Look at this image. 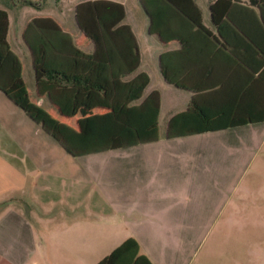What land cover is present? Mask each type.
<instances>
[{
  "label": "crops",
  "instance_id": "1",
  "mask_svg": "<svg viewBox=\"0 0 264 264\" xmlns=\"http://www.w3.org/2000/svg\"><path fill=\"white\" fill-rule=\"evenodd\" d=\"M20 1L25 3L0 0V9L6 12L5 38L20 61L26 90L27 79L34 91L31 55L22 38L27 23L48 18L76 48L90 54L93 43L76 24V5L108 1L123 7L120 25L127 26L135 40L138 64L121 79L144 73L148 82L141 98L151 91L158 93L157 139L81 155L109 154L101 181L92 179L90 171L78 180L77 159L63 155L37 127L31 137L22 131L29 121L0 91V264H95L128 238L150 264H182L185 255L179 256L187 251L191 207L197 206L190 204V194L199 200L203 188L210 187V197L220 202L222 186L233 190L241 174H232L238 170L236 158L248 152L251 137L231 130L261 125L260 145L264 120L171 138L165 136L166 125L188 108L192 97L194 106L213 124L231 122L236 106L240 116H264V0H191L194 7L178 3L184 13L167 4L158 10L150 32L151 22L139 0H73L69 7L55 0ZM120 43V38H106L105 46ZM100 58L114 61L116 71L130 60L124 52ZM47 64L68 68L70 57L51 56ZM163 68L168 79L180 86L163 77ZM92 70L71 74L48 69L40 82L102 93L104 87L90 78ZM108 72L104 67L101 76ZM31 101L53 108L45 95ZM220 110L224 112L218 115ZM87 114L80 110L71 118L51 115L67 124ZM222 162L231 176L204 182L200 172L219 169ZM255 170L264 173V160ZM63 178L71 180L63 184ZM222 204L215 211L217 218ZM229 247L231 255V243ZM213 264L235 263L218 260Z\"/></svg>",
  "mask_w": 264,
  "mask_h": 264
},
{
  "label": "trees",
  "instance_id": "2",
  "mask_svg": "<svg viewBox=\"0 0 264 264\" xmlns=\"http://www.w3.org/2000/svg\"><path fill=\"white\" fill-rule=\"evenodd\" d=\"M184 2L194 7L191 0H139L151 22L148 31L152 29V21L157 16L158 10H164L163 8L170 4L178 12L184 13L182 7L178 5ZM13 3L25 2L13 0ZM74 12L79 30L93 43V51L90 54L76 48L71 38L62 33L48 18L32 19L25 26L22 38L31 55L35 94L45 95L59 116L71 118L80 110L89 114L78 117L74 126H70L29 99L21 77L20 61L10 50L5 38L7 16L3 9H0V91L71 156L130 147L156 140L158 93L151 91L141 98L142 90L148 82V77L144 73H138L130 79H121L132 72L138 64L135 40L129 28L120 25L124 17L123 7L108 1H87L76 5ZM106 38H120L121 43L118 46L113 44L106 47ZM117 52H124L130 59L126 60L124 69L119 68L118 71L114 70L117 68L114 61L100 58L102 55ZM51 56L70 57V66L64 68L47 64L48 57ZM106 66L109 70L108 75L101 76L102 69ZM91 67L93 70L90 78L104 87L102 93L94 89L82 91L74 87L59 88L53 84L40 82V78L48 69L83 74ZM162 75L167 81L180 86L177 82L168 79L164 68ZM194 104L192 97L185 111L169 119L165 130L167 138L227 126H239L256 119L264 120V116H240L241 110L236 106L230 113L231 122L223 125L213 124L207 122L202 111ZM99 109L102 111H96ZM216 112L220 115L224 110ZM191 113L198 114L200 119L196 121ZM95 264L150 263L138 253L136 242L128 238Z\"/></svg>",
  "mask_w": 264,
  "mask_h": 264
},
{
  "label": "rangeland",
  "instance_id": "3",
  "mask_svg": "<svg viewBox=\"0 0 264 264\" xmlns=\"http://www.w3.org/2000/svg\"><path fill=\"white\" fill-rule=\"evenodd\" d=\"M55 1H57L60 6L69 7L73 0ZM26 86L28 97L32 100L36 95L35 91L31 89L27 79ZM44 108L58 117L54 108L45 106ZM21 115L30 123L28 127L22 125L24 126L22 131L28 132L31 137L35 134L34 131L37 133V130H35V127H37L38 133L47 136L55 147L61 149L63 155H67L63 148L60 147L53 138L46 134L38 124L28 118L22 111ZM67 124L74 126L73 120L68 121ZM260 127L261 125H249L231 130L236 131V133L248 134L251 137L249 140L248 152L236 158V167L238 170L232 172V174L236 176L241 174L233 190L229 191L230 188H224L222 186V198L220 202L218 199H212L210 197V187H206V189L203 188V195L199 200H196L192 193L190 194V204L192 205L195 202L197 206H194V208L191 207L190 227L186 241L187 251L179 256L180 258L185 255L182 259V264H186L187 262V264H199L200 262L213 264L214 261L218 260H230L235 264H264V173L257 170L253 172L254 166L259 161L261 162L264 160V139L259 145L262 138V129ZM241 137L242 136L239 137L240 140ZM251 154H253L251 161L248 166L241 171ZM67 156L71 159H77L78 180L84 179L86 171H88V173L90 171L92 179L97 178V181H101V168L109 156L108 152L100 153L95 156ZM88 167H90V170ZM62 172H64V170ZM200 173L204 175V182L209 178L216 181L219 176L223 178L224 176H231V173L227 175L223 162L219 169H204V172ZM191 174H193V176L195 175L192 171ZM71 179L74 178L72 177ZM71 179L63 178L62 182L64 184ZM17 197L19 199V196ZM221 202H223L221 209L222 214L217 218L214 214ZM212 204H214V208ZM230 214H234V216L230 218ZM201 217L203 218L204 224L200 220ZM202 224L203 226H201ZM229 234H231L232 238H230ZM230 243L232 244L231 255L228 251V249H230ZM179 258L178 263H180Z\"/></svg>",
  "mask_w": 264,
  "mask_h": 264
}]
</instances>
